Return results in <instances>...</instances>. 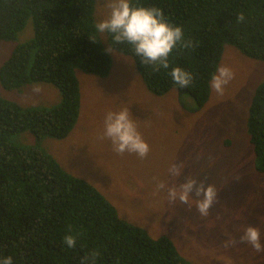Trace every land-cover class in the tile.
Returning <instances> with one entry per match:
<instances>
[{
    "label": "trees",
    "instance_id": "obj_1",
    "mask_svg": "<svg viewBox=\"0 0 264 264\" xmlns=\"http://www.w3.org/2000/svg\"><path fill=\"white\" fill-rule=\"evenodd\" d=\"M133 6L158 7L165 19L181 26L193 47L179 46L169 68L142 64L133 47L108 43L132 57L146 86L155 94L171 88L186 93L196 109L208 100L225 43L251 58L264 60V0H131ZM95 0H0V41H12L31 20L33 36L16 44L0 65L4 89L27 83L56 86L60 101L50 107L21 106L0 95V259L13 264H192L167 235L153 237L141 225L119 216L116 207L87 180L65 171L36 142L19 145L11 137L29 131L37 141L62 138L75 124L81 106L76 69L105 76L111 58L94 20ZM243 13L244 22L236 17ZM93 39V40H91ZM181 67L192 73L180 88L170 75ZM247 109L246 129L264 173V79ZM76 239L74 248L64 237Z\"/></svg>",
    "mask_w": 264,
    "mask_h": 264
},
{
    "label": "rangeland",
    "instance_id": "obj_2",
    "mask_svg": "<svg viewBox=\"0 0 264 264\" xmlns=\"http://www.w3.org/2000/svg\"><path fill=\"white\" fill-rule=\"evenodd\" d=\"M110 2L95 0L96 24L109 17ZM98 33L111 58L110 69L105 76L76 69L81 106L70 132L62 138L45 136L37 141L26 130L13 135L12 142H38L65 171L99 190L119 216L143 226L153 237L167 235L192 264H264V253H255L250 245L225 248L223 244L229 238L239 240L249 225L260 229L264 242V173L254 168L246 129L250 99L264 79V60L225 43L218 67L231 68L234 78L223 95L211 88L207 102L196 109L195 100L175 88L160 95L149 90L132 57L116 49L109 51L107 32ZM33 34L29 20L14 40L0 41V65L16 44ZM35 85L42 86L38 94L32 91ZM0 95L24 107H50L61 98L59 89L46 81L27 83L20 90H7L0 84ZM123 109H129L150 146L146 158L118 154L110 140L99 139L107 112ZM174 163L184 165L183 175L176 180L169 173ZM186 177L217 188L218 201L209 216H200L197 198L189 208L179 201L170 204L166 190H155L158 182L178 186Z\"/></svg>",
    "mask_w": 264,
    "mask_h": 264
},
{
    "label": "clouds",
    "instance_id": "obj_3",
    "mask_svg": "<svg viewBox=\"0 0 264 264\" xmlns=\"http://www.w3.org/2000/svg\"><path fill=\"white\" fill-rule=\"evenodd\" d=\"M108 7L111 9L109 17L97 23L96 29L100 33L111 34L116 44L127 43L132 46L134 53L141 58L142 64L151 65L154 71L169 68V56L177 46L182 49L193 47V42L185 39L182 27L169 23L158 7L133 6L131 0H111ZM236 20L244 22V14L240 13ZM108 50L115 53V49L111 46ZM170 75L180 88L190 87L194 79L191 72L181 67L172 68ZM234 75L231 68L218 67L212 75L211 88L218 95H223L225 87ZM32 91L38 94L42 91V86L35 85ZM99 139L110 140L113 151L118 154L135 153L143 159L150 152V146L137 130L129 109L107 112L104 118V130ZM183 170V164L174 163L169 168V173L173 180H176L183 175ZM155 190L157 192L166 190L170 204L179 201L181 204L188 205L189 208L192 207L193 198H197L195 207L201 217L209 216L210 209L218 201V190L214 185H205L203 181L198 182L191 177H186L178 186L176 184L168 186L165 182H158ZM64 243L74 248L76 239L72 235H66ZM238 243L250 245L257 254L264 253L261 231L256 226L245 227L239 240L229 238L223 242L225 248L233 247ZM97 255L98 253H92L93 264ZM0 264H13L12 257L0 259Z\"/></svg>",
    "mask_w": 264,
    "mask_h": 264
}]
</instances>
